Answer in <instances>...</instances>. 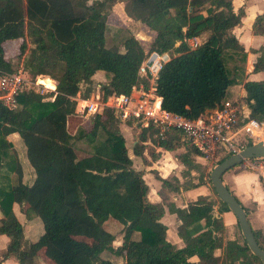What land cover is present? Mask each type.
<instances>
[{"label": "trees", "instance_id": "trees-1", "mask_svg": "<svg viewBox=\"0 0 264 264\" xmlns=\"http://www.w3.org/2000/svg\"><path fill=\"white\" fill-rule=\"evenodd\" d=\"M118 1L0 0V73L15 70L4 57L3 42L22 38L19 51L23 54L27 36L32 46L23 68L37 76L39 85L54 88L42 94L19 92L13 109L0 101V234L8 238L0 264L9 257L18 264H39L40 251L51 264H112L101 257L105 250L123 255L120 264H263L241 234L240 240L226 241L222 258L214 255L222 247V237L217 234L223 225L213 207L217 204L218 213L229 209L212 186L216 200L199 196L184 208L168 204L180 220L177 234L184 245L177 247L166 239V226L160 221L163 205L147 200L148 186L142 173L134 169L116 123L120 121L118 110L95 112L88 131L77 127L71 134L67 130V117L75 115V96L81 94L84 83L87 88L82 99L88 98L96 71H103L108 79L100 85L102 100L111 94L129 95L139 84L147 90L150 84L148 75L139 74L144 51L134 36L125 37L121 49L105 46L107 17ZM129 6L135 18L155 33L149 50L171 53L153 81L162 109L194 119L230 100L227 89L233 78L224 53H244L233 33L241 23L243 7L233 10L232 0H130ZM259 28H264V13L256 15L252 23L254 32ZM205 31H209L207 39L190 47L187 40ZM253 71H264L262 55ZM242 86L247 118L264 122V79H247ZM50 97L53 99H47ZM41 121L49 128L39 134ZM14 132L28 153L34 173L31 184L23 182L20 161L7 140ZM155 132L153 126L141 128L132 153L141 156L147 143L167 150L184 145L185 152L177 158L188 167L199 168L193 160L199 154L180 131L169 130L163 139L154 137ZM99 135L103 137L98 139ZM84 138L96 145L90 155L79 158L72 144ZM243 142L244 146L252 144L247 139ZM229 155L218 153L213 165ZM155 177L161 187L172 186L170 179ZM207 179L210 182L209 174ZM202 182L199 178L195 185ZM14 203L21 208L26 205L24 211L41 220L43 231L37 240L24 237L23 225L12 209ZM109 218L122 225V243L115 248L114 235L103 227ZM200 220L204 229L195 233L188 229ZM252 232L264 250V233ZM194 255L197 261L190 259Z\"/></svg>", "mask_w": 264, "mask_h": 264}, {"label": "crops", "instance_id": "crops-1", "mask_svg": "<svg viewBox=\"0 0 264 264\" xmlns=\"http://www.w3.org/2000/svg\"><path fill=\"white\" fill-rule=\"evenodd\" d=\"M232 7L233 10L235 11L240 7L244 8V15L241 17V23L233 28V33L235 34L236 38L244 48V53L240 55L243 62L245 61L247 57V53H249L250 50L253 51L256 50V43L260 40V36L254 35V31L252 29V23L256 15L264 13V0H232ZM200 36L195 38L196 40H198L199 37L202 38V40H200L201 43L207 39V37L209 36V31L203 32ZM261 55L264 57L263 54ZM259 56L260 55H258L253 61L249 60V63L247 64V68L244 72V76H243L244 80H242L241 84H239L240 91L234 94L232 84L228 87L227 94L230 100L240 99L241 101V98L244 95V89L242 84L245 80L264 79V71H257V72L253 71V64L255 63V61ZM232 78H233V82L236 81L239 82L240 80L238 76H232ZM158 98L160 101V97ZM68 118L70 117H67V121ZM87 118L88 117H86V119ZM77 126L78 125H76L74 129L68 128L67 130L70 133H73ZM120 132H122V135L125 140V146L128 149V154H129V150H131L132 152V146L136 142L137 138L134 137V139L131 141V148H129L127 144L128 142L127 138L128 136L131 137L133 134L137 135V133L136 132L132 133L133 132L132 128L125 125V123H124V127H121ZM124 132H127V135ZM95 145H96L95 143L92 145V152L94 150ZM149 147L151 148L150 153L152 152L155 156L152 159L151 157H149V159H146V157L144 156L145 155L144 152L148 151ZM185 149L186 148L184 145H179L174 149L167 150L157 145L147 143V145L144 147L141 156L129 154L132 160L133 167H134V158H137L141 160L143 166L147 167V171L153 173V176L150 177V175L145 174L140 168L134 167V169L142 173V178L148 186L147 194L149 196V202L162 203L164 208V213L161 216L160 221L166 226V239L177 247H182L184 245L183 240L177 234V227L180 224V220L177 218L175 213L171 212L168 209V204H173L176 207L184 208L188 202L196 200L199 196H210L212 199L216 200V196L214 195V193H212L209 189H205L204 187H202V185L208 181L207 174L210 173L211 169L214 166L212 162L206 161L203 158H201L202 163H200L198 161H195L194 158L193 159L194 162L199 164L198 169L188 167L183 163V169L179 173H176L175 171L177 168L176 163H178L177 160L180 161L177 158V154L185 152ZM167 151H172V152L166 153ZM174 154H176V157H174ZM155 175L163 179H170L171 180L170 183L172 184V186L161 187V183L155 177ZM199 178H201L203 181L202 185L200 184L195 185L198 182ZM222 182L224 183V185L228 186L231 193L239 200L240 204L245 208L246 216L251 228L258 229L262 233H264V186L258 180L256 174L252 171L242 170L236 165L233 168H230L229 170L224 172V174L222 175ZM149 194L151 195L152 198L150 197ZM244 194H246L247 197L243 199ZM22 207L25 209V205H22ZM19 208H20L19 205L16 203H14L12 206V209L17 219L20 221L17 214ZM213 210L215 215H219L221 217V221L223 225V231L217 234L218 236L220 235L222 237V247L216 248L214 250V255L222 258L224 253L223 247L226 241L234 240V239L240 240L239 236L241 234V231L240 228L238 229L237 219L231 211L225 210L218 213L217 204L214 205ZM259 212L263 214V217L261 219L258 216ZM197 222L190 224L188 226V229L190 231H194L195 233L205 228L203 227L201 229H198L199 223ZM200 223H204L203 220H200ZM230 230H232V232H230ZM42 231H43V227H42ZM135 234L138 235V233ZM24 237L31 242L37 240V238L28 239L25 236V233H24ZM7 241L8 238L5 235L0 234V259H1V254L5 249ZM41 255L43 259L40 260L39 264H51L50 261L43 255L42 251L39 252L40 257ZM190 259L192 261H197V256L194 255ZM1 264H18V262L13 257H9L2 260ZM236 264H238V262H236Z\"/></svg>", "mask_w": 264, "mask_h": 264}, {"label": "built area", "instance_id": "built-area-1", "mask_svg": "<svg viewBox=\"0 0 264 264\" xmlns=\"http://www.w3.org/2000/svg\"><path fill=\"white\" fill-rule=\"evenodd\" d=\"M189 43L194 47L197 41L191 38ZM146 54L147 60L140 65L138 71L141 74L145 73L146 68L149 69L154 80L161 64L168 56L166 53L159 54L149 49ZM36 77H32L23 67L12 72L0 73V101L13 109L16 107L15 96L21 91L32 90L42 94L54 89L37 85ZM151 87V91L147 92L148 90L139 85L133 87L129 95L111 94L105 100H100L98 95L80 99L79 110L86 115H93L101 108L116 109L120 113L121 121H133L139 130L148 126L155 127L154 137L158 139H163L169 130L180 131L199 156L209 162H213L220 152L229 154L239 152L245 147L243 142L245 139L251 140L252 143L264 140V122L247 118L246 105L238 100H226L221 107L189 119L162 109L153 85ZM237 166L242 170L254 172L264 185V156L244 159Z\"/></svg>", "mask_w": 264, "mask_h": 264}, {"label": "rangeland", "instance_id": "rangeland-1", "mask_svg": "<svg viewBox=\"0 0 264 264\" xmlns=\"http://www.w3.org/2000/svg\"><path fill=\"white\" fill-rule=\"evenodd\" d=\"M130 0H119L116 2L110 9L109 15L107 17V25H106V33H105V46L110 48V47H118L121 49L122 41L125 37L128 36H134L138 44L143 48L144 51V59L142 61V65L145 63L147 60V54L146 51L149 49V45L151 41L153 40L155 33L152 31L150 28H148L146 25L142 24L139 22L134 14L133 10L129 6ZM254 35L260 36V40L256 43V50H250L249 53H247V57L245 61L242 62V58L240 57L241 54L234 53L230 50H227L224 53V63L229 70L230 76H238L239 77V82H233L232 83V88H233V93H238L240 91L239 84H241L242 80H244V72L247 68V64L249 63V60L253 61L258 55L263 54L264 55V28H259L257 31L254 32ZM201 37V36H200ZM198 38L197 43H200V40L202 38ZM204 39V38H203ZM24 40L27 43V50L23 53L20 54L19 51V46L22 43L23 39H14V40H6L3 42V49H4V57L10 61L13 69H17L19 67H24L25 59L27 57L28 49L32 46L31 42L29 40V37L25 36ZM188 44L190 47H193L190 45L189 40H187ZM137 52L136 60L137 62L140 59L139 52ZM168 56V59L171 55V53H166ZM167 59V60H168ZM141 65V66H142ZM140 75L142 76H149V86H148V91H151V86L153 85V76L149 73V69H145V73H141ZM93 80H91L90 83V88L91 92L89 93L88 98L90 97H95L96 95L99 96L100 100H102V93L100 92V85H103L107 83V75L103 71H96L93 76ZM53 79V78H52ZM152 79V80H151ZM141 85V84H139ZM151 87V88H150ZM87 88L86 84H81V94H77L75 96L76 99V107H75V116L73 115L72 117L68 118V121L66 122V127L67 129H74L76 125L79 129H83L85 131H88L91 128L92 124V115H86L83 112H80L79 108L81 105L80 99H82L83 92ZM49 91V90H48ZM45 93V92H44ZM137 95V94H135ZM241 104H244V102H241L240 99L238 100ZM246 110V108H245ZM247 112V111H246ZM78 116V117H77ZM86 117H88L86 119ZM117 126L119 128V132L121 131V127H124L125 125L129 126L132 128V133L136 132L137 135L139 133L138 125H136L133 121H117ZM76 127V128H77ZM49 128V125L45 121H41L39 123V129L38 133L42 134L46 129ZM122 134V132H120ZM127 135V132H124ZM73 134V133H71ZM137 135L133 134L131 137L128 136L127 138V144L129 148H131V141L135 138H137ZM103 135H99L98 139L102 138ZM7 140L11 141L12 143V151L15 153V155L18 157V159L21 161L20 163V168L22 171V180L26 184H31L33 178H34V173L33 169L30 165L29 159H28V153L26 150L25 145L23 144L21 138L19 137L17 132L11 133L10 135L7 136ZM259 141V140H258ZM257 142V141H256ZM94 143H91L87 141L85 138L81 140H74L73 141V151L77 157H83L92 152V145ZM150 147L148 148V151L144 152V156L146 159H149L150 156ZM172 151H167L166 153H171ZM129 154H133L131 150H129ZM174 157H176V154H174ZM152 159V157H151ZM195 161H198L202 163V159L199 155L195 156ZM176 163L177 168H176V173H179L183 169V163L181 161H178ZM134 167L140 168L145 174L150 175V177L153 176V173L150 171H147V167L142 165V162L140 159L134 158ZM188 169V168H187ZM13 180L15 181V175L13 176ZM202 185V183L200 184ZM211 182L207 181L202 185L205 189H209L212 193L213 190L211 188ZM264 186V185H263ZM150 195V194H149ZM147 200L149 201V196L148 194L146 195ZM151 197V195H150ZM247 197L246 194H244L243 199ZM152 198V197H151ZM26 208V205H25ZM230 211V210H229ZM263 212V211H262ZM18 217L23 224L24 228V233L25 236L28 239H34L38 238L39 234L42 233V222L41 220L35 216L34 214L30 212H25L24 208L20 207L18 209ZM260 219L263 217V214L259 212ZM204 222V221H203ZM198 229H201L205 227L204 223H200L198 221ZM169 224V223H168ZM103 227L112 233L114 235V240L112 242L113 247H117L121 245L122 243V225L119 224L117 221L114 219H107L103 223ZM196 228V227H195ZM194 232V231H193ZM232 232V230H230ZM134 238H137L138 235L134 234ZM4 237V236H3ZM79 239H83L86 241H89L88 239L78 237ZM4 247V245H3ZM2 247V248H3ZM42 257V255H41ZM40 260L43 259V257ZM101 257L103 259L109 260L112 264H120L124 262V257L123 255L113 253L111 251L105 250L101 253ZM49 260V259H48ZM51 261V260H49ZM52 264H54L52 262Z\"/></svg>", "mask_w": 264, "mask_h": 264}, {"label": "water", "instance_id": "water-1", "mask_svg": "<svg viewBox=\"0 0 264 264\" xmlns=\"http://www.w3.org/2000/svg\"><path fill=\"white\" fill-rule=\"evenodd\" d=\"M256 156H264V140L247 145L243 147L239 152L230 154L221 162L215 164L209 173V180L213 189L215 190L217 197L222 202H224L227 205L228 209L235 215L241 234L248 249L264 264V250L257 244L254 238L252 228L248 222L246 213L242 205L230 193L221 179L222 174L226 170L238 165L244 159Z\"/></svg>", "mask_w": 264, "mask_h": 264}, {"label": "bare ground", "instance_id": "bare-ground-1", "mask_svg": "<svg viewBox=\"0 0 264 264\" xmlns=\"http://www.w3.org/2000/svg\"><path fill=\"white\" fill-rule=\"evenodd\" d=\"M36 83V82H35ZM37 85H39L38 83H36ZM159 99H157V101H158Z\"/></svg>", "mask_w": 264, "mask_h": 264}]
</instances>
